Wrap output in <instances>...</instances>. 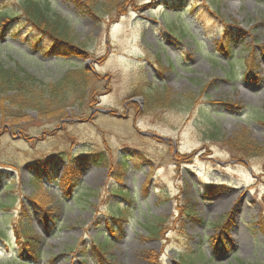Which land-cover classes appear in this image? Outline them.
Returning <instances> with one entry per match:
<instances>
[{"label": "rangeland", "instance_id": "1", "mask_svg": "<svg viewBox=\"0 0 264 264\" xmlns=\"http://www.w3.org/2000/svg\"><path fill=\"white\" fill-rule=\"evenodd\" d=\"M87 1L89 15L47 0L82 52L60 58L24 26L22 0L0 4L17 19L4 36L0 24V66L40 88L91 75L64 117L0 119V264H22L20 223L40 241L29 264H264V154L228 146L245 133L264 152V0ZM148 84L157 104L131 98Z\"/></svg>", "mask_w": 264, "mask_h": 264}, {"label": "trees", "instance_id": "2", "mask_svg": "<svg viewBox=\"0 0 264 264\" xmlns=\"http://www.w3.org/2000/svg\"><path fill=\"white\" fill-rule=\"evenodd\" d=\"M6 1L8 0H0V4ZM75 3L80 5V9L85 15H89L87 10L92 8L90 1L75 0ZM173 6L178 8L179 4L174 2ZM20 7L22 17L26 20L24 26H29L34 33H37V36H45L49 39L50 44L47 48V52H45L46 56L60 58L67 56L79 57L82 55V52L71 42L69 23L60 15L51 14L52 11L47 0H22ZM178 16L181 17L182 15L179 14ZM16 20L15 18H11L8 13L0 12V24L5 22L2 26L3 30H1L2 36L10 30H14ZM39 42L40 39H36L34 45L37 46ZM223 50L226 52V55H228V49L223 48ZM74 74H77V76H74ZM90 81V72L81 69L79 72H67L59 83L40 88L39 81L20 66L14 68L0 66V119L17 121L25 118V112L29 110L36 111L42 118L64 117L65 110H67L69 106L77 104V100L78 102H84L87 94L86 91L90 86ZM139 96H143L147 100L148 105H153L151 103L155 97V90L150 84L145 88L137 86L133 90L131 98ZM72 101L75 102L70 103ZM228 146L236 151L237 154L246 155L248 158L264 154L263 151L259 150L258 147L248 139L245 133L237 138H233ZM96 158L92 159L94 164L106 168L110 167L109 160L103 154L96 155ZM49 163V161H46L44 164H41V166H36L40 171L34 180L36 186L41 184V172L42 174L44 172L46 173L43 166H47ZM119 165L124 168V159ZM116 194V197L119 199L127 202L131 200L130 196L124 191H119ZM44 212H46V210ZM127 213V209H122L120 207L117 210L116 217H112L111 219L118 221V223L123 222L126 220L125 217ZM45 220L47 224L51 221L53 222L49 214L46 215ZM222 228L223 226L220 227V229ZM111 230L114 229L111 228ZM30 233H32V230L23 223H20L19 226H15L16 238L23 246L22 253H20L22 264H29V261L35 262L39 256L37 248L40 241L38 238L32 237ZM223 235L228 241L230 240L228 233L225 231V228H223L220 230L214 242L216 248H218L219 242L221 243V240L219 241L220 236ZM105 243H110L109 237L106 238ZM98 250L102 253L101 249ZM182 264H194V262L188 263L182 258Z\"/></svg>", "mask_w": 264, "mask_h": 264}, {"label": "water", "instance_id": "3", "mask_svg": "<svg viewBox=\"0 0 264 264\" xmlns=\"http://www.w3.org/2000/svg\"><path fill=\"white\" fill-rule=\"evenodd\" d=\"M101 112H102V113H105V114H107V115L112 113L111 111H102V110H101ZM117 117H120V116L117 115Z\"/></svg>", "mask_w": 264, "mask_h": 264}]
</instances>
